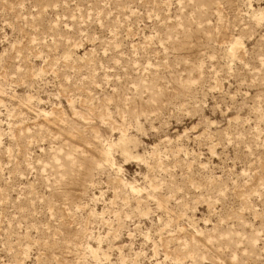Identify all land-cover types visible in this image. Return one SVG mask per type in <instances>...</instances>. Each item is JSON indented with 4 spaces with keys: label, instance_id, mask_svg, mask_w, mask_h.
<instances>
[{
    "label": "rangeland",
    "instance_id": "1",
    "mask_svg": "<svg viewBox=\"0 0 264 264\" xmlns=\"http://www.w3.org/2000/svg\"><path fill=\"white\" fill-rule=\"evenodd\" d=\"M0 264H264V0H0Z\"/></svg>",
    "mask_w": 264,
    "mask_h": 264
}]
</instances>
